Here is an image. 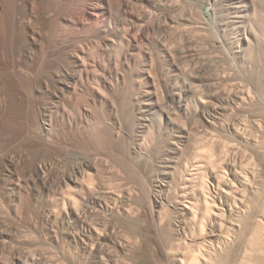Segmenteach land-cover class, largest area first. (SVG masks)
Returning a JSON list of instances; mask_svg holds the SVG:
<instances>
[{"label": "bare ground", "instance_id": "bare-ground-1", "mask_svg": "<svg viewBox=\"0 0 264 264\" xmlns=\"http://www.w3.org/2000/svg\"><path fill=\"white\" fill-rule=\"evenodd\" d=\"M178 1L0 0V264H264V85L223 69L190 108L206 66ZM34 232L77 251L29 250Z\"/></svg>", "mask_w": 264, "mask_h": 264}, {"label": "rangeland", "instance_id": "rangeland-1", "mask_svg": "<svg viewBox=\"0 0 264 264\" xmlns=\"http://www.w3.org/2000/svg\"><path fill=\"white\" fill-rule=\"evenodd\" d=\"M221 1V0H220ZM243 1V5H242V8L241 9H243L242 11H241V13H242V16L243 15H245V11H246V15H247V13L249 14L248 15V18H246V16H244V17H242V16H240L241 15V13L239 14V16H240V18H241V22H240V18L239 19H237L236 17V14H235V17H234V13H229L228 15H227V9L226 8H222L221 7V5H217L218 6V8H220V9H218V8H216V10L214 11V12H206V11H204V10H195V9H193V8H195L196 7V5H193V3H192V5L190 4V2H184L183 0H182V2H180V1H178V2H180L179 3V5H181V6H178V2H177V7H179V9H180V11L179 10H177V11H173V12H177V14L175 13V18H177V19H175V18H173L172 16H173V14H172V16H171V19L173 18L174 20H176V21H173V20H171L170 19V21L169 22H171V23H173L171 26H173V27H171V28H175L174 29V31H173V34H175V36H176V33L177 32H179V35L178 36H180L181 37V40H183V37H192V38H190L191 40H192V42H191V44H190V47L191 46H193V45H195V46H193V48H189V50H190V52L188 51V54L189 55H191L192 56V59H193V65L194 64H198V65H195V67L196 68H200L201 66H203V67H201V68H205V66H206V69H203V73L200 75V77L198 76V73L196 72V71H194L192 74H191V76H193L192 77V79L189 81L188 80V77H187V79L185 78V76L183 77L184 78V80L186 81V88H184L185 89V91L188 93H186V95L187 96H189L188 97V101H189V107L190 108H194V106L195 105H192L191 104V102H192V100L193 101H195V102H192L193 104H195L196 103V101H197V99H199V97H200V95H201V97L203 96L202 95V93L204 92L203 90H201V89H204V84H208V83H213V81L215 82V79H216V77L219 75V74H222L221 72H236L235 73V75H236V81L239 83V84H241L243 87H245L246 88V90H251V91H253L254 92V89H255V86H257L256 88H259V84H260V86L262 85H264V30H263V28L261 27V23H260V21L258 22L257 20H260V19H258L257 17H255V16H257L258 15V12H256V14H255V16H253L252 14H253V12H252V10H253V8H250L249 7V5L247 4H245V1L246 0H242ZM258 1H261L262 2V4H264V0L262 1V0H258ZM261 2L259 3L260 5H261ZM184 3V4H183ZM220 4H222V1H221V3ZM246 6V7H245ZM248 6V7H247ZM181 7H182V11H184V9H185V7H187L185 10L186 11H184V12H187L188 10V8H189V10L191 11V13L189 14V12H188V14L187 13H181V15L183 14V19H181V15H180V12H181ZM183 7H184V9H183ZM246 8H248V9H246ZM192 9V10H191ZM222 9V10H221ZM251 9V10H250ZM194 10V11H193ZM220 10V11H219ZM247 10H249V11H251L252 13H250L249 11L247 12ZM198 12L197 14V16H199V12H200V15L201 16H199V18H197V16L196 15H194V13L195 12ZM204 11V12H203ZM90 12H91V14H92V17H93V19L94 20H96L97 18H98V10H97V7H95L93 10H90ZM194 12V13H193ZM204 14V15H202V13ZM225 12V13H224ZM184 14H186V17H187V19L185 20V15ZM222 14H224V15H222ZM192 15H194V17L195 18H197V20L199 19V21H197L196 20V22H195V19H194V17L192 16ZM211 15V16H210ZM202 16H203V18H202ZM231 16H233V18L231 17ZM250 16H253V19H251V21H250ZM180 17V18H179ZM188 17H192L191 19H189ZM255 17V18H254ZM258 17H259V15H258ZM201 18V19H200ZM228 19V20H227ZM234 21V19H235V21L233 22L232 20ZM247 19V20H246ZM255 19V20H254ZM181 20V21H180ZM191 20V21H190ZM202 20L204 21V22H202ZM221 20V21H220ZM223 20H224V22H223ZM192 21H193V23H192ZM231 23H230V22ZM238 21V22H237ZM244 21V22H243ZM246 21H248L249 23H250V26H251V24L253 23V22H255V23H253L252 25L254 26H251V31L249 30L250 29V26L248 25L249 23H247ZM180 22V23H179ZM183 22V23H182ZM178 23V24H177ZM197 23V24H196ZM207 23V24H206ZM242 23V24H241ZM180 24V25H179ZM184 25V26H183ZM192 25H194V28H193V26ZM200 25V26H199ZM204 25V26H203ZM230 25V26H229ZM243 25V26H242ZM260 25V26H259ZM224 26V27H223ZM225 26H227V27H225ZM237 26V27H236ZM245 26V27H244ZM248 26V27H247ZM258 26H259V34H257V31H258V29H256V28H258ZM177 27V28H176ZM180 27V28H179ZM185 27H186V29H185ZM189 27H190V29H189ZM192 27V28H191ZM197 27H198V29H197ZM204 27V28H203ZM206 27V28H205ZM236 29H235V28ZM260 27L262 28V29H260ZM182 28V29H181ZM228 28V29H227ZM232 28V29H231ZM238 28H240V29H238ZM245 28V29H244ZM255 28V29H254ZM180 29V30H179ZM219 29V30H218ZM236 31V32H240V34L241 35H239V33H236V35H235V32H234V30ZM242 29H244V30H242ZM183 31V33L184 34H187V36H185L183 33H182V31ZM189 30V31H188ZM227 30V31H226ZM255 31V33L257 34H254V31ZM177 31V32H176ZM193 31H194V33H193ZM231 31V32H230ZM234 33H233V32ZM174 32H176V33H174ZM187 32V33H186ZM188 32H189V35H188ZM197 32V33H196ZM246 33V34H244V33ZM252 34H251V33ZM204 33V34H203ZM205 33H206V35H205ZM229 33V34H228ZM231 33V34H230ZM243 33V34H242ZM249 33H250V35H249ZM178 34V33H177ZM180 34H183V37H182V35H180ZM198 34V35H197ZM200 34H201V36H200ZM256 36H254V35ZM235 35V36H234ZM238 35V36H237ZM242 35H243V38H242ZM245 35V36H244ZM246 35H247V37H246ZM205 36H206V38H205ZM234 36V37H233ZM239 36H241V37H239ZM260 36V37H259ZM180 37H179V40H180ZM196 37H198V38H200V37H203V39H198V38H196ZM237 37H239L240 38V41H239V38H237ZM247 38V40H251V43H249V44H247L248 43V41L247 40H245ZM257 40H256V39ZM189 39V38H188ZM193 39L194 40H196V42H193ZM238 41H237V40ZM200 40V41H199ZM202 40V41H201ZM205 40V41H204ZM244 40V41H243ZM180 42V41H179ZM182 42V41H181ZM235 42V43H234ZM240 42V43H239ZM197 45H196V44ZM207 43V44H206ZM238 43V44H237ZM176 44V43H175ZM202 44V46H200ZM206 44V45H205ZM236 44V45H235ZM241 44V45H240ZM177 45V44H176ZM175 45V48H178V49H180V47H181V43H180V45H178V46H176ZM213 45V46H212ZM248 45V46H247ZM180 46V47H179ZM198 46H200V47H198ZM231 46V47H230ZM205 47V48H204ZM210 47V48H209ZM246 47V48H245ZM198 48V49H197ZM177 49V50H178ZM192 49V50H191ZM195 49V50H194ZM201 49V50H200ZM214 51H213V50ZM263 50V51H262ZM192 52H194V54L192 53ZM202 52H203V54H202ZM214 52H216L215 53V55H214ZM178 53V52H177ZM191 53V54H190ZM196 53V54H195ZM208 56H207V55ZM211 54V55H210ZM213 54V55H212ZM187 56L188 57V59H189V57H190V59H191V56ZM194 55H195V57H194ZM218 55V56H217ZM200 56H202V57H200ZM205 56H207V57H205ZM214 56H215V58H214ZM217 56V57H216ZM220 56V57H219ZM199 57V58H198ZM206 59H205V58ZM209 57V58H208ZM222 57V58H221ZM208 58V59H207ZM189 59V60H190ZM192 59H191V61H192ZM195 60V61H194ZM205 60V61H204ZM219 60H221L220 62H219ZM197 61H198V63H197ZM200 61V62H199ZM201 61H203V62H201ZM249 62V63H248ZM201 63H203L202 65H201ZM205 63V64H204ZM227 63V64H226ZM208 64V65H207ZM222 64V65H221ZM205 65V66H204ZM245 65V66H244ZM250 65V66H249ZM249 66V67H248ZM215 67H217V68H215ZM242 67H245V68H242ZM195 68V70H197ZM248 68V69H247ZM209 69V70H208ZM224 69V70H223ZM241 69V70H240ZM206 70V71H205ZM223 70V71H222ZM260 70H262V71H260ZM215 71V73H213V72ZM196 72V73H195ZM217 72V73H216ZM238 72V73H237ZM205 73V74H204ZM195 74V75H194ZM212 74V75H211ZM217 74V75H216ZM205 77H204V76ZM209 76V77H208ZM210 76H211V79H210ZM216 76V77H215ZM201 77H202V79H201ZM196 78V79H195ZM205 78H206V80H205ZM195 79V80H194ZM214 79V80H213ZM197 80V81H196ZM190 82H192V83H190ZM200 83V84H199ZM243 83V84H242ZM252 83V84H251ZM199 86H198V85ZM214 84V83H213ZM245 84V85H244ZM191 85V86H190ZM193 85V86H192ZM209 85H212V84H209ZM189 86V87H188ZM192 87V88H191ZM195 87V88H194ZM200 87V88H199ZM251 87V88H250ZM249 88V89H248ZM190 93H189V92ZM193 92V93H192ZM200 92H202V93H200ZM195 93H197L198 94V98H197V94L195 95ZM191 94V95H190ZM186 96V97H187ZM193 97V98H192ZM200 97V98H201ZM192 98V99H191ZM193 106V107H192ZM191 109V110H192ZM188 117V116H187ZM187 119V118H186ZM189 120V119H188ZM187 120V121H188ZM186 121V122H187ZM188 123H189V121H188ZM196 125L198 126L197 128H198V130L200 129L201 131H199L200 132V134L199 135H205L207 138H217V139H219V137L220 136H222V135H220L219 136V134H217L216 132H214V131H211V130H209V129H206L207 130V133H206V131H205V129H204V131H203V128L201 127L200 128V124H199V122H198V124H197V122H196ZM208 131H211V132H208ZM204 134H203V133ZM206 133V134H205ZM211 133V134H210ZM208 135V136H207ZM213 136V137H212ZM217 136H219V137H217ZM220 138H222L223 140H225V138L222 136V137H220ZM200 142L201 141H199V144H200ZM65 154H61L60 155V157H61V159L62 160H64V161H69V162H72V161H74V160H72V159H75V155L74 154H71V152L70 151H67L66 150V152H64ZM71 154V155H70ZM67 155H69V156H67ZM64 157H66V159L64 158ZM69 159V160H68ZM70 160H72V161H70ZM71 164V163H70ZM63 227H65V226H62L61 227V231L62 232H64L65 230H64V228ZM46 232H34V233H31V243H30V245H29V250H33V249H35V250H42V251H44V249L43 248H45V251L44 252H46V255L47 256H58V255H60V256H62V255H66L65 253H67L66 251H70L71 250V252H73L74 250V252H76L77 250V248L75 249L74 248V245H72L70 242L68 243L66 240V238L63 236V235H60L61 237H59V240H58V243H57V241H55V240H53V238L51 237V235L50 234H45ZM42 234V235H41ZM45 235H46V238H45ZM50 235V236H49ZM51 237V238H50ZM65 238V239H64ZM62 239V240H61ZM34 240V241H33ZM65 242H64V241ZM61 241H62V243H63V245H62V243H61ZM36 244H34V243ZM67 243V244H66ZM54 244V245H53ZM55 244H56V246H55ZM71 244V245H70ZM35 245V246H34ZM62 246H64V247H62ZM39 247H42V248H39ZM60 247V248H59ZM61 248H63V249H61ZM66 250V251H65ZM49 252V254H47ZM64 252V253H63ZM63 253V254H62ZM52 254V255H51ZM54 254H56V255H54ZM62 254V255H61ZM68 254V253H67ZM52 256V257H53ZM52 257H48V258H52Z\"/></svg>", "mask_w": 264, "mask_h": 264}]
</instances>
